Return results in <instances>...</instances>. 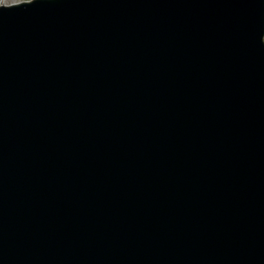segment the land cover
<instances>
[{"label":"water","instance_id":"1","mask_svg":"<svg viewBox=\"0 0 264 264\" xmlns=\"http://www.w3.org/2000/svg\"><path fill=\"white\" fill-rule=\"evenodd\" d=\"M0 264H264V0L0 9Z\"/></svg>","mask_w":264,"mask_h":264},{"label":"snow or ice","instance_id":"2","mask_svg":"<svg viewBox=\"0 0 264 264\" xmlns=\"http://www.w3.org/2000/svg\"><path fill=\"white\" fill-rule=\"evenodd\" d=\"M14 4L15 2L9 3L8 0H0V9L11 8Z\"/></svg>","mask_w":264,"mask_h":264},{"label":"bare ground","instance_id":"3","mask_svg":"<svg viewBox=\"0 0 264 264\" xmlns=\"http://www.w3.org/2000/svg\"><path fill=\"white\" fill-rule=\"evenodd\" d=\"M15 1L18 2V0H8L9 3L15 2Z\"/></svg>","mask_w":264,"mask_h":264},{"label":"rangeland","instance_id":"4","mask_svg":"<svg viewBox=\"0 0 264 264\" xmlns=\"http://www.w3.org/2000/svg\"><path fill=\"white\" fill-rule=\"evenodd\" d=\"M19 1V0H18Z\"/></svg>","mask_w":264,"mask_h":264}]
</instances>
